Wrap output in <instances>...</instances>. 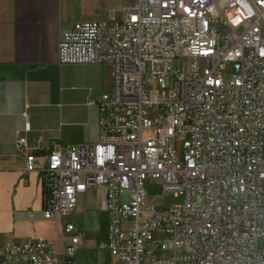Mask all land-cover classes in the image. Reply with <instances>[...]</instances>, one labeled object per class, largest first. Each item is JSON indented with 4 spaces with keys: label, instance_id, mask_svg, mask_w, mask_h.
Instances as JSON below:
<instances>
[{
    "label": "built area",
    "instance_id": "2783aa9c",
    "mask_svg": "<svg viewBox=\"0 0 264 264\" xmlns=\"http://www.w3.org/2000/svg\"><path fill=\"white\" fill-rule=\"evenodd\" d=\"M109 18L74 22L58 47L62 64L110 68L99 141L41 157L16 144L61 247L11 241L0 264H74L68 217L94 187L119 264H264V0H135ZM149 185L176 202H148Z\"/></svg>",
    "mask_w": 264,
    "mask_h": 264
},
{
    "label": "crops",
    "instance_id": "0c3cea01",
    "mask_svg": "<svg viewBox=\"0 0 264 264\" xmlns=\"http://www.w3.org/2000/svg\"><path fill=\"white\" fill-rule=\"evenodd\" d=\"M88 5L89 0H0V245L37 237L61 247L62 224L45 218L41 175L24 171L25 156L99 141L96 101L110 90V68L58 59L63 32L76 21L98 19ZM20 136L29 150L17 151ZM102 194L99 187L79 194L68 217L82 236L74 264H119L100 245L107 235Z\"/></svg>",
    "mask_w": 264,
    "mask_h": 264
},
{
    "label": "rangeland",
    "instance_id": "374dc122",
    "mask_svg": "<svg viewBox=\"0 0 264 264\" xmlns=\"http://www.w3.org/2000/svg\"><path fill=\"white\" fill-rule=\"evenodd\" d=\"M135 0H89L88 8L99 13V20H108L110 10H115L116 19L124 17V8L133 5ZM149 195L147 201L160 207H167L176 202L173 195L160 194L158 187L151 188L149 185ZM158 194V195H157Z\"/></svg>",
    "mask_w": 264,
    "mask_h": 264
}]
</instances>
